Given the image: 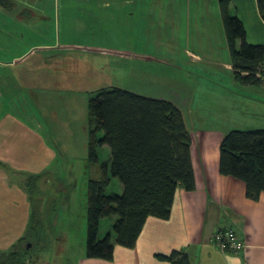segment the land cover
Listing matches in <instances>:
<instances>
[{"label": "rangeland", "instance_id": "rangeland-1", "mask_svg": "<svg viewBox=\"0 0 264 264\" xmlns=\"http://www.w3.org/2000/svg\"><path fill=\"white\" fill-rule=\"evenodd\" d=\"M128 1L118 6L112 0H0L3 41L11 40L4 29H14L9 16L32 15L21 22L29 30H23L24 42L19 44L22 52L32 48L13 69L3 67V75L21 76L11 109L26 120L31 113L55 153L46 174L23 176L26 191L31 192L33 224L38 227V245L34 251L29 249L32 253L25 264H74L81 254L85 256L88 182L101 177L102 164L110 156L104 144L98 147V159H89L88 101L97 89L115 86L171 102L182 110L190 131L210 126L224 133L248 129L234 116L237 103L228 96L239 92L232 71L225 68L230 53L222 25L199 31L195 24L201 22L181 21L178 7L176 14L169 6V14L161 15L158 5L150 1ZM116 7L133 11L131 30L137 31L140 41L132 37L136 48L131 49L132 55H125L127 48L119 44L123 37H105L98 31L100 25L114 24L109 17ZM45 43L48 49L39 46ZM44 56H48L46 65ZM43 78L48 81V96L42 93L35 100L38 89L33 82ZM121 192L119 180L110 176L105 193ZM114 218L100 219L98 238L112 232Z\"/></svg>", "mask_w": 264, "mask_h": 264}, {"label": "crops", "instance_id": "crops-1", "mask_svg": "<svg viewBox=\"0 0 264 264\" xmlns=\"http://www.w3.org/2000/svg\"><path fill=\"white\" fill-rule=\"evenodd\" d=\"M133 1L157 4L161 15L169 14V6L176 14L178 7L181 21L201 22L197 26L195 24L199 31L205 27L213 29L215 24L217 28L222 25L218 0ZM112 2L118 6L130 4L128 0ZM128 10L116 7V12L109 17L114 24L97 28L105 37L112 34L123 37L119 44L127 48L125 55H132V50L136 49L132 47V37L136 38L134 42L140 40L136 36L137 31L131 30L134 27L131 20L133 11ZM229 11L242 21L248 43L264 45V21L258 12L257 0H231ZM28 17L22 14L9 16L15 22L10 26L14 29L4 30L11 40L0 39V253L15 243L28 227L32 206L23 176L28 173L46 174L55 156L47 133L38 128L34 116L29 113L26 120L13 111V91L21 76L3 75V67L13 69L17 60L32 48L22 52L19 46L22 40L24 42L23 30H29L21 22ZM188 24L191 29L193 25ZM39 46L48 49L46 43ZM42 60L44 64L49 63L48 56ZM225 68L232 71L231 63ZM44 79L47 80L43 78L39 79V83L33 82L38 89L33 97L35 100L42 93L48 96V81ZM233 81L239 92L228 95L230 102L237 103L234 116H238L243 128H264V83L243 84L234 76ZM6 98L11 102H7ZM45 122L48 127V113ZM188 132L191 136L195 189L186 191L178 187L170 216L167 219L149 216L134 247L115 245L112 260L87 258L81 254L82 258L75 260L74 264H169L157 255H169L173 250L185 251L190 264H264V193L257 200H251L246 197L242 181L219 172L220 141L225 131L210 126ZM220 227H231L236 231L245 243L241 253L224 252L215 245L212 236Z\"/></svg>", "mask_w": 264, "mask_h": 264}, {"label": "trees", "instance_id": "trees-1", "mask_svg": "<svg viewBox=\"0 0 264 264\" xmlns=\"http://www.w3.org/2000/svg\"><path fill=\"white\" fill-rule=\"evenodd\" d=\"M230 1L218 3L233 76L243 84H261L264 81L258 73L264 69V45L247 42L242 21L229 11ZM257 9L264 21V0H257ZM88 124L89 159L96 161L98 147L104 144L110 156L102 164L101 177L88 182L85 256L112 260L115 245L134 247L149 216H170L178 187L195 189L191 136L173 103L115 86L99 88L89 99ZM219 172L242 181L246 197L257 200L264 193V128L225 133L220 141ZM110 176L121 183L120 194L105 193ZM108 216H116L112 232L100 239V219ZM34 219L31 210L30 225L0 253V264H25L29 259L38 245ZM157 257L169 264H190L182 250Z\"/></svg>", "mask_w": 264, "mask_h": 264}, {"label": "built area", "instance_id": "built-area-1", "mask_svg": "<svg viewBox=\"0 0 264 264\" xmlns=\"http://www.w3.org/2000/svg\"><path fill=\"white\" fill-rule=\"evenodd\" d=\"M264 81V69L261 73H258ZM212 240L215 245L224 252H233L239 254L245 247L244 241L238 236V234L231 228H218L213 236Z\"/></svg>", "mask_w": 264, "mask_h": 264}]
</instances>
